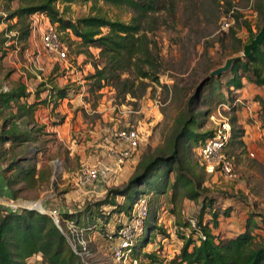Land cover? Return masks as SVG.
<instances>
[{
    "label": "rangeland",
    "instance_id": "obj_1",
    "mask_svg": "<svg viewBox=\"0 0 264 264\" xmlns=\"http://www.w3.org/2000/svg\"><path fill=\"white\" fill-rule=\"evenodd\" d=\"M17 5L16 1L9 4L6 0H0V31L15 24L16 20L7 19ZM56 5L63 18L72 22L95 15L98 8L112 19L119 16L122 21L128 22L132 16L126 11H118L101 3L96 6L91 3ZM215 8L216 5L211 2L195 7L193 3L184 1L179 4L174 20L160 16L158 24L153 25L154 31L148 34L156 43L160 56L159 83L145 80L146 92L141 95L139 88H136L138 98L135 99L129 95L118 96L111 86H106L99 92L89 93L91 81L88 78L94 73L92 65L97 62L96 58L78 55V51L84 50L80 46V40L70 32L61 33V39L59 38L67 53L66 59L62 60L53 52L47 51L42 39L47 17H30L31 34L27 42L18 43L11 40L5 45L6 55L0 60V91H8L16 84L24 83L30 94V103L39 92L38 101L47 100V103L37 106L34 123L25 126L28 119L23 117L18 124L22 130L29 131L33 130L31 127H35L34 130L43 128V131L33 134L39 138L36 144L27 143L21 149L13 151H10L9 144H4L2 152L6 153L1 161L3 163L0 164L6 167L16 157L27 161L33 159L41 180L32 188L24 184L12 187L13 190H19L14 195L15 198L11 197L12 201L9 196L0 193V206L5 209L22 207L37 210L49 215L53 222L52 214L56 215L61 232L68 238L83 264H148L143 258L138 259L136 263L128 256L120 260L115 259L110 254L114 242L104 241L98 231L90 235L78 232L74 225L62 222L60 214L78 212L88 204L102 201L105 193L98 194L100 191L123 189L139 163L148 156L155 157L157 149L163 147L175 118L193 94L194 87L205 77L207 67H211L213 71L222 66L228 58L243 53L244 47L251 41L246 24L250 25L253 34H258V27L260 30L264 27V0H233L232 8L222 7L220 11L214 10ZM260 10L262 11L259 12ZM234 16H237L238 20ZM223 19H228L231 23L227 31L221 27ZM232 29L240 44L230 39ZM6 36L14 37L15 32ZM237 48L240 52L232 54ZM90 52L96 56L98 51L90 49ZM54 86L69 88L68 98L62 101L49 98L48 90ZM251 88L246 90L245 98H242V94L235 98L243 101L244 107L236 109V112L241 111V114L229 111V104L220 106L213 103L198 109L199 112L209 110L207 116L201 119L202 133L216 132L221 129L223 123H229L231 126L232 119L237 117L233 126L235 133L242 137L243 145H238V140H235L232 147L226 151L230 156L227 157L234 163L235 179L230 181L220 174L208 176L205 172L202 173L197 150L192 148L188 161L193 165L194 173L205 181V194L197 201L181 196L174 214V207L170 202V188L166 189L164 194L150 191V214L147 221L165 228L167 237H157L143 252L157 253L162 264L173 260L182 247V241L176 237L178 222L185 224L187 220H197L204 198L207 199L206 206L210 202L211 207L205 209L203 223H209L211 226L210 213L213 210L219 212L218 227L213 229L219 238L233 236L234 226L245 230L247 218L251 215L254 216L255 223H261L260 216H264V116L261 114L259 99L256 98L262 99L264 91L261 88ZM231 102L229 100L230 104ZM8 113L6 111L4 117ZM2 125L3 118L0 117V128ZM52 128H57L60 136L52 132L47 133ZM131 128H139L146 140L137 150L136 156L127 163L128 166L126 165L116 178L110 177L98 187L84 185L79 188L77 181L82 171L89 167L94 169L99 161L108 162V157L96 155V150L98 152L103 149L95 147L73 155L68 141H75V145L77 142H91L93 138L90 136L94 133L102 140H109L111 130ZM63 134L67 135V139H62ZM250 153H253L255 158H251ZM6 175L10 177L11 174ZM174 181L175 175L171 174L168 184L171 185ZM117 201L121 200L118 198ZM230 210H233L230 215H224ZM111 227L110 223L107 229L110 230ZM190 230L188 227L182 232L188 234ZM254 234L264 235V227L254 230ZM28 263L40 264L35 257L30 258Z\"/></svg>",
    "mask_w": 264,
    "mask_h": 264
},
{
    "label": "trees",
    "instance_id": "obj_2",
    "mask_svg": "<svg viewBox=\"0 0 264 264\" xmlns=\"http://www.w3.org/2000/svg\"><path fill=\"white\" fill-rule=\"evenodd\" d=\"M6 1L9 4L16 1L18 5L7 19L16 20L15 24L8 26L7 30L0 31V60L6 55L7 42L11 40L18 43L27 42L31 34L30 17L44 15L51 25L55 26L60 39L61 33L70 32L80 40V46L84 51H78V55L96 58L97 62L92 65L94 73L88 78L91 81L89 93L99 92L106 86H111L118 96L129 95L134 99L138 98L136 88H139L141 95L146 92L145 80L154 84L159 83L160 56L156 43L148 34L154 31L153 25L158 24L160 16L174 20L179 4L184 1L193 3L195 7L211 2L216 5L214 9L216 11H220L222 7L232 8L233 2V0ZM58 3L64 5L91 3L94 6L101 3L118 11H126L132 16L128 22L122 21L119 16L112 19L98 8L95 15L72 22L63 18L56 5ZM234 17L238 20L237 16ZM245 26L252 40L257 34L252 33L250 25ZM11 32H15L14 37L6 36ZM235 35L232 29L230 39L240 44ZM90 49L98 51L96 56L92 55ZM239 52L237 48L232 54ZM211 71V67L208 66L205 77L194 87L193 94L175 118L171 133L163 147L157 149L156 156L143 159L123 189L108 190L102 201L88 204L81 211L62 212L60 214L62 222H69L77 229L83 230L85 235L98 231L102 238L107 240L109 232L107 225L111 218L117 214L128 215L139 199L149 197L150 191L164 194L166 189L170 188L172 190L170 202L174 207L172 209L174 214L181 196L187 200L197 201L205 194L206 188L203 187L205 181L194 173V167L188 161L191 149L203 146L214 134L213 131L201 132L203 128L201 119L207 116L209 110L199 112L198 109L211 106L213 103L220 106L229 104V111L236 112V108L229 100L233 102L236 97H240L243 80L264 91V39L252 50L248 58L235 61L227 74L220 78H210ZM69 90L67 87H50L48 97L62 101L68 98ZM38 95L39 92L35 94L36 98L32 103L28 102L30 94L24 83H18L8 91H0V117L3 118V125L0 128V162L6 153L2 152L4 144H9L10 151H13L21 149L27 143H37L39 138L33 134L41 133L43 128L34 130L35 127H31L33 130H22L18 121L26 117L28 120L23 123L25 126L34 123L37 106L47 103V100L39 102ZM256 99H259L261 114L264 116V99ZM6 111L9 113L4 117ZM236 119L234 116L231 121V140L226 151L232 147L235 140H238V145H243L242 137L234 130ZM226 151L225 154L230 157ZM34 164L33 159L27 161L16 157L11 160L3 170L7 188L17 187L21 183L29 188L35 187L41 176ZM199 166L204 173V169ZM8 173L11 174L10 177L6 176ZM171 174L175 175V181L169 185ZM18 191H12L13 198ZM118 198L121 201L118 202ZM206 201L204 198L201 213L197 220H194L195 229L185 234L182 231L188 227L190 229L189 221L187 220L185 224L178 222L176 237L182 241V247L179 254L168 264H264V235L254 234V230L264 227V216H260V224L253 221L254 216H249L243 232L233 238L221 239L213 233V229H217L218 226L219 212L213 210L210 213L211 226L209 223H203L205 209L211 207L210 202L206 206ZM150 203L149 198V205ZM232 211L225 212L224 215H230ZM59 227L49 215L37 210L22 207L5 209L0 206V264H30L28 260L37 254H41L44 264H83ZM146 230L132 248L129 257L132 261L143 258L148 264H162L157 253L143 251L157 237H167V232L157 223L149 221Z\"/></svg>",
    "mask_w": 264,
    "mask_h": 264
},
{
    "label": "built area",
    "instance_id": "obj_3",
    "mask_svg": "<svg viewBox=\"0 0 264 264\" xmlns=\"http://www.w3.org/2000/svg\"><path fill=\"white\" fill-rule=\"evenodd\" d=\"M41 16L43 17L44 15ZM230 25L231 23L228 19H223L221 22V27L224 31H227ZM54 27L55 26L51 25L47 18L42 32L43 45L47 51L53 52L63 60L66 59L67 53L60 44L59 35ZM232 105L236 109L244 107L241 99L234 100ZM245 109L248 110V107L245 106ZM230 136V124L223 123L221 129L214 132L213 136L203 146L196 149L198 161L206 175L214 176L220 174L227 180L233 181V179H235L233 160H230L225 154L226 148L231 140ZM145 140L146 137L142 131L140 133L139 128L111 130L107 143L110 145L108 155L112 158V165L109 166L106 163L98 162L94 169L92 167L84 169L77 181L79 184L78 187L80 188L84 185H97L99 182H104L110 177L116 178L127 163L136 156L137 150ZM262 154L264 156V148L262 149ZM249 156L255 158L253 153H250ZM149 213V197L144 196L134 204L128 215L117 214L112 217V222H110L112 227L108 232L107 240L110 241V243H115L110 253L115 259L120 260L127 256L129 257L132 248L136 245L137 241H139V238L147 231ZM52 215L54 223L59 227L58 217L54 214ZM188 221L190 229H195V221L191 219ZM93 228L95 227L93 226ZM76 230L84 234V232H82L83 230L77 228ZM92 233H95V231H92ZM72 249L76 253L75 249ZM33 257L38 258L40 264H44L41 254L34 255ZM134 263H136V261H134Z\"/></svg>",
    "mask_w": 264,
    "mask_h": 264
},
{
    "label": "crops",
    "instance_id": "obj_4",
    "mask_svg": "<svg viewBox=\"0 0 264 264\" xmlns=\"http://www.w3.org/2000/svg\"><path fill=\"white\" fill-rule=\"evenodd\" d=\"M242 83H243V87H242V89L240 91H241V94H242V98H245V93L247 92L246 90L249 89L250 87H252L251 89H253V87H256V86L248 84L245 80H243ZM256 89L259 90L260 88L259 87H256ZM262 99H264V96L262 97ZM239 109H242V107H239ZM236 113L237 114H241V111H237ZM49 132L58 134V136H60V132H59V130H57V128H52V130L47 131V133H49ZM90 138H93V140L91 142H87V143L77 142L76 145H75V141H72V142H69L68 141V145L71 147L70 148L71 154L75 155V153H78L77 155H79V154L83 153V150L84 149H88L89 147H95L96 149H99L100 148V149H103L104 151L102 150V151H98L97 152V150H96V155L97 154H100L101 156L108 157L106 159L108 162H106V163H109V165H112V163H113L112 162V158L108 155V151H109L110 145L107 143V140H104V139L102 140L101 137L97 136V133L92 134L90 136ZM62 139H67V135L66 134H63ZM99 162L100 163H104V160L103 161H99ZM4 168H5V166H3L2 164H0V193L2 195L9 196L10 201H12L11 197H12L13 188L12 187L11 188H7V185H6L5 180H4V172H3ZM36 169H37V167H36ZM20 185H23V183H21ZM98 185H102V182H99L97 185H95V187L96 186L98 187ZM103 193H106V192L105 191L98 192V194H103ZM0 205H2V204H0ZM232 231H233L234 235L231 236V237H229V238H233L235 235L243 232L244 230H242L241 228H238V227L234 226V229ZM213 233H214V231H213ZM221 239H222V237H221Z\"/></svg>",
    "mask_w": 264,
    "mask_h": 264
},
{
    "label": "water",
    "instance_id": "obj_5",
    "mask_svg": "<svg viewBox=\"0 0 264 264\" xmlns=\"http://www.w3.org/2000/svg\"><path fill=\"white\" fill-rule=\"evenodd\" d=\"M264 39V27L258 32V34L250 41L248 45L244 47V51L240 56H233L228 58L224 64L220 67L215 68L213 71L210 72V78H220L221 76L227 74L230 71L231 65L237 61L242 60L244 58H248L252 50L258 47V44Z\"/></svg>",
    "mask_w": 264,
    "mask_h": 264
}]
</instances>
